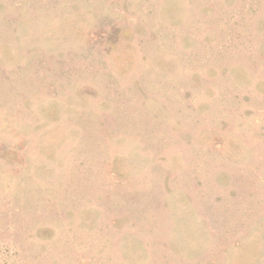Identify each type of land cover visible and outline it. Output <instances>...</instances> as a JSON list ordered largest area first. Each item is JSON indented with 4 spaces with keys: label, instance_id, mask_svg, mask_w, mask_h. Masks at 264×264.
<instances>
[{
    "label": "rangeland",
    "instance_id": "1",
    "mask_svg": "<svg viewBox=\"0 0 264 264\" xmlns=\"http://www.w3.org/2000/svg\"><path fill=\"white\" fill-rule=\"evenodd\" d=\"M0 264H264V0H0Z\"/></svg>",
    "mask_w": 264,
    "mask_h": 264
}]
</instances>
